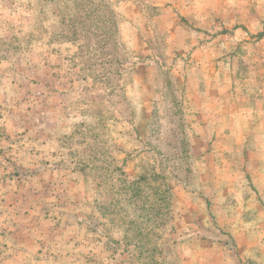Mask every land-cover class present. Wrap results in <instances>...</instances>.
Instances as JSON below:
<instances>
[{
  "label": "rangeland",
  "instance_id": "374dc122",
  "mask_svg": "<svg viewBox=\"0 0 264 264\" xmlns=\"http://www.w3.org/2000/svg\"><path fill=\"white\" fill-rule=\"evenodd\" d=\"M0 264H264V0H0Z\"/></svg>",
  "mask_w": 264,
  "mask_h": 264
}]
</instances>
